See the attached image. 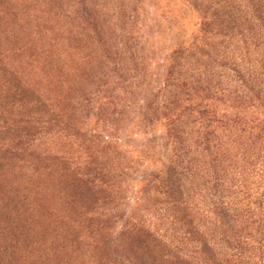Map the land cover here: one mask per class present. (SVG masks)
I'll return each instance as SVG.
<instances>
[{"label":"rangeland","instance_id":"rangeland-1","mask_svg":"<svg viewBox=\"0 0 264 264\" xmlns=\"http://www.w3.org/2000/svg\"><path fill=\"white\" fill-rule=\"evenodd\" d=\"M230 1L238 7L228 0H0V193L27 191L36 212L34 225H59L61 233L75 228L74 208L94 201L79 182L84 163L113 171L111 183L100 184L94 191H98L92 206L94 221L85 222L88 234L82 226L80 232L86 238L70 257L71 264H88L89 256L101 264H169L160 242L161 235L168 237L174 229L175 215L146 187L154 173L167 165L186 173L193 193L207 207L214 175L209 159L222 174L231 156L246 173L251 172L252 181L246 173L224 174L220 179L224 186L213 194L237 207V185L246 178L250 181L246 202L264 211V159L255 167L241 156L243 149L259 145L256 135L264 136V0ZM179 46L190 48L176 72L183 89L185 82L194 83L197 72L206 77L203 66H238L241 71V81L232 83L225 72L221 87L217 86L228 106H224L227 117L222 105L213 107L218 123L208 152L206 143L195 145L198 137L190 130L192 119H184L181 125L194 147L185 150L167 138L166 117L157 119V125H147L148 104L164 105L169 57ZM11 86L19 90L17 97L7 93ZM252 101L256 108L250 107ZM12 128L18 129L15 139L5 134ZM22 128L21 136H28L19 138ZM105 134L111 135V145L100 143L99 137ZM5 139L11 142L4 144ZM56 151L67 153L72 163L52 160ZM176 153L182 162L175 159ZM55 181L64 184L69 197L74 196V208H66L63 196L52 194ZM165 215L166 225L161 218ZM131 221L149 228L155 237L154 241L142 237L147 254L130 247ZM226 221L208 226L223 248L227 228L234 231ZM93 227L102 230L93 236ZM31 233L39 234L35 228L8 230L17 237L18 258L34 241ZM37 248L31 244L26 255L35 254Z\"/></svg>","mask_w":264,"mask_h":264},{"label":"trees","instance_id":"trees-1","mask_svg":"<svg viewBox=\"0 0 264 264\" xmlns=\"http://www.w3.org/2000/svg\"><path fill=\"white\" fill-rule=\"evenodd\" d=\"M262 3L264 9V1H262ZM228 4L238 7L236 2L230 0H228ZM262 13L264 15V12ZM189 49L190 48L179 46L169 57V63L165 74L166 80L163 83L162 92L164 105L159 107L154 103L148 104V107H146V121H148L147 125L153 126L154 124L157 125V119L162 116L166 117L168 119L166 125L167 138L169 139L172 137L173 140L180 145L179 149L185 150L194 147L192 144L188 143L189 139L183 134L184 130L181 125L184 124V119H192L194 122L190 130H194L198 137V142L195 141V145L206 143L208 146H205V149L208 152L210 142L212 141L211 137L213 133L214 135L216 134V124L218 123V121L213 118V107L216 104L222 105L223 110L224 106H226V108L228 107L227 103L221 99V93L217 89V86L221 87L218 84L222 82L225 72H229L233 79L231 82L234 84H236L237 81H241L242 75L238 66H232L234 68L222 66L223 69L203 66V71L207 74L206 77L197 72L193 77L194 83L185 82L183 84L185 89H183L178 80L179 74L177 76L176 72L181 69L184 57L188 54ZM223 64L227 65L225 62H223ZM190 68L193 71L196 70L192 66H190ZM174 78L176 80H174ZM213 78H215L217 82H215ZM251 82H254V80L251 79ZM244 84L245 86L247 85L246 83ZM253 88L254 87L250 85L249 91L253 92ZM237 89L238 87L235 86L236 93ZM18 91V89L11 86V88L7 90V93L14 95L10 97H17L16 94ZM258 104H260V102ZM257 106V103L252 101L250 107L256 108ZM261 106L263 107V105ZM178 107L182 111L178 112ZM223 117H227L225 115V110L223 111ZM23 129L25 128L21 129L19 138L28 136L26 133L21 136V134L25 132ZM17 132L18 129L12 128L5 134L13 136V139H15V137H17ZM258 134L261 135V133ZM106 135L107 134L99 137L100 143L111 145V143H113L112 137L111 135ZM256 137L259 139V145H254L255 147L252 149H243V155H241L242 161L246 160V163L250 165L253 164L255 167H257V161H263L264 159V155L262 156L261 154V152L264 151V136L256 135ZM7 142H11V140L5 139L4 144ZM256 148L257 150H255ZM56 152L57 154L51 155L52 160L66 165H69V162L72 163V159L67 153L63 151H61V153L59 151ZM256 153L258 154L255 157ZM175 159L182 162L181 156H179L178 153H176ZM253 159L254 161H252ZM210 160L211 157L209 159V164L210 170H212L214 175L211 177V182L213 183L210 197L211 202L207 207L202 205V202L199 201L200 196L198 195V197H196V193H193L192 182L190 186L185 176L186 173L180 172V174L176 172L174 165H167L163 171L160 170L155 172L152 176L153 179L147 184L146 187L149 188L147 192H154L156 200H159V203L166 204L168 210L172 211L175 215L171 221L174 229H171L170 235H168V237L161 235L162 241L160 244L162 245V256L164 259L166 258L169 264H264V211L259 212V210L257 211L258 207H254L251 203L246 202L247 199L250 198V186L247 184L252 181L251 172L249 171L246 173V169L242 167L243 165H241V163L239 164V161L228 156L225 161L224 171L221 174V172L216 170L213 162ZM70 167L77 170V167H74L72 164ZM82 171L83 180L81 179L79 182L83 183L87 188L85 190L88 196L94 199V201L90 200L92 205L74 208L73 204L76 205L74 196L69 197L66 187H64V184L60 181H55L52 189V194L54 196H63L66 200V208H69V206L70 208H74L72 213L74 219H72L71 222L75 228L69 231H61L60 233L58 230L59 225L52 226V224L37 228L34 225L36 212L32 208V204L29 200L30 193L27 191H19L20 193L16 191L17 194L8 195L0 193V264H71L70 257L76 255L80 247V242L86 238L84 235L82 236V232H80L82 226L86 228L85 230L88 234L89 227L86 226L85 222L91 223L94 221L93 216L96 214V209L92 206L93 203L95 204V197L98 193V191H94L98 190L100 184L105 186L110 184V178L113 172L111 168L103 169L101 167L98 168V166L94 168L87 162L84 163ZM238 172H240V174L246 173L250 181L244 178L242 181L244 182L243 185L241 186L242 182L237 185V188H240V190L236 192V198L234 197V199L237 201L238 206L232 207L230 205L234 202L227 201V203H224L216 194H213V190L218 191L219 186H224L221 184L222 182L220 180L222 175L225 174L229 177ZM193 183L196 185V182ZM238 196L243 197H241V200H238ZM69 198H71L72 202H67ZM86 208L88 209L86 210ZM66 211L70 214V210ZM89 216L90 219L87 220ZM153 218L156 217H150V219ZM161 218L165 219V225L168 224L169 218L166 217V215ZM214 218L221 223L224 219H227L226 222L232 223L231 228L234 227L233 232L227 228V233L223 235L222 241L225 243L224 248L217 244L218 239L215 231L208 227L209 223L216 222ZM238 221L242 222V227H237L235 229ZM149 226L150 225H148V227ZM24 227H27L28 230H33L35 228L38 231L39 234L37 237L31 233L34 237V241L29 239L30 241L26 245L28 248L31 244L36 243L38 248L36 249V253L31 255H26L27 248L23 249L21 253L22 257L18 258L15 251L18 243L17 237L9 235L8 230L13 228L17 231ZM128 227L131 230L129 232L132 233L129 239L130 247L136 253L147 254L145 247L146 243L142 237L145 240L150 238L151 241H154L155 237L151 234L150 229L140 226L134 221L129 222ZM92 229H94V232H91L93 236L97 235V233L99 234L102 230L95 227ZM209 231L211 235L208 234ZM156 234H159L158 231ZM60 239L62 240L60 241ZM55 243L59 244L58 247H56ZM191 245H194L193 251H186V247ZM232 258L234 259L230 260ZM88 264L101 263L95 257L90 261L89 256Z\"/></svg>","mask_w":264,"mask_h":264}]
</instances>
